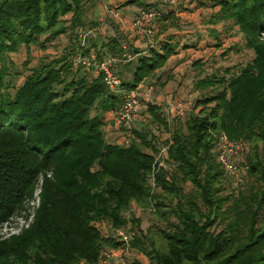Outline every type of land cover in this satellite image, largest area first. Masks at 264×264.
<instances>
[{
    "label": "trees",
    "instance_id": "16d2710c",
    "mask_svg": "<svg viewBox=\"0 0 264 264\" xmlns=\"http://www.w3.org/2000/svg\"><path fill=\"white\" fill-rule=\"evenodd\" d=\"M197 1L219 7L214 22L238 26L254 58L199 77L194 111L172 130L149 103L153 123L171 133L158 148L156 134L143 125L127 144L110 142L106 113L121 107L122 94L102 73L74 64L79 53L92 57V47L98 61L126 53L117 37L82 42L97 23L91 20L97 0H0V225L22 212L26 220L18 233L0 234V264H96L106 250L126 245L103 223L126 227L134 203L160 223L129 242L149 264H264V0ZM63 36L70 45L62 54L41 61L16 85L9 55L22 46L47 50ZM180 46L132 49L135 59L118 71L123 90L155 77ZM223 132L251 146L247 164L255 182L247 189H231L217 161ZM39 187L40 202L29 209Z\"/></svg>",
    "mask_w": 264,
    "mask_h": 264
},
{
    "label": "rangeland",
    "instance_id": "374dc122",
    "mask_svg": "<svg viewBox=\"0 0 264 264\" xmlns=\"http://www.w3.org/2000/svg\"><path fill=\"white\" fill-rule=\"evenodd\" d=\"M129 1H132V3L127 5ZM149 1L150 0H97V2L100 3V6H98V3H96V9L94 8V13L91 17V20H95L97 23H95L94 26L91 25L88 30L81 34L82 42L88 46V44H102L109 41L112 37H117L120 39L122 44H126L130 49H127L129 52L126 50V53H132L133 45L130 46V44L133 41L135 42L136 40L143 39L158 40V38L164 32H166L167 29H169V27L173 26L172 23L169 24V22H165L166 19L164 17L166 14L168 15V13L164 14L159 10H155V8L152 7L154 4H159L161 3L160 1H162L161 4L163 6H171L172 12L175 15L181 14L183 10L188 12H193L197 9L203 10V7L198 5L197 0H195L194 5H192L191 1L187 0H176V4L170 3L169 0H155L153 3ZM135 2H142L144 4V9L141 10L142 7L136 5ZM152 13H154V15H152ZM169 15H171V11H169ZM201 16H205L207 21L209 19L213 22L216 20L215 14L212 12L204 15L202 12ZM171 19H174L175 21L177 17ZM174 25V27L181 29L179 22L174 23ZM219 29L222 30L221 33H215L216 31L214 27L210 29L209 32H207L209 37L216 34H219L220 36L219 39L215 38L214 41H210L208 45L200 46L196 43L185 44L188 45V47L185 49H189L186 55V60L190 62L188 63V68L185 69L186 73L182 83L184 87L182 88L181 92H171L170 94L173 95L171 100L168 102L159 101L158 96L162 92L163 88H153L150 93V98L146 100L148 102L143 104L141 113L142 119L138 122H135L130 130L118 125L114 118V112L111 111L112 117L110 121L116 126L115 132L119 133V138L123 136L127 138V132H130V134L133 136L134 129L141 128L143 125L146 127V129H150L152 132H154V134H156L158 148H163L164 142L169 139L171 133L167 130L160 128L158 129L157 125L153 123L152 118L147 111L149 103L157 105V102H161L160 106L159 104L157 106L161 108L164 116L168 119L172 130L175 127L178 118L184 119L189 112L194 111L196 99L201 95V92L196 91L194 88V83L199 77L201 78L202 76L215 71H224L226 68H239L242 66V64L245 65L254 58V52L245 46L244 36L239 31L238 26H235L231 23H225L223 28L220 27ZM149 31H152V33ZM202 34L203 33H199V35ZM69 45L70 42L68 37L63 36L47 50H42L38 46H33L31 49L32 51L29 52L24 46H22L17 53L10 54L9 58L16 66L15 75L17 76L13 77L15 84L20 85L24 81L25 77L30 73L31 68L39 65L43 60H48L50 57L61 55L64 51L63 49ZM150 48L151 47H148L146 52H148ZM95 52V48L92 47V53L96 54ZM207 56L209 59L204 61V58H207ZM119 58H124V56ZM196 63H200V65H196ZM120 66L121 63L118 66V71L122 67ZM90 67L92 70L91 75L96 76L99 74L94 65ZM130 77L131 76L126 75L125 78L128 79ZM116 93H121L124 101V93ZM109 133L110 132L106 131L107 138ZM108 140H110V137ZM117 141L118 140L116 139L113 142ZM239 142L243 143L244 141ZM127 143L128 140L124 139L120 144ZM244 143L247 144V142ZM247 145L248 147L244 149V152L241 154V156L236 158L237 164L241 167L242 171L238 175L228 176L229 185L233 190H239L242 187L247 189L250 184L255 182L254 179L250 177L248 172L247 161L251 146L249 144ZM260 146L264 147V144H260ZM40 189V187L37 189V199L35 202H31L29 204V209L31 206L39 204ZM22 214L25 213L22 212L21 214L12 217L8 222L0 225L1 236L7 237L12 233H18L20 231L22 226H24L26 223V220L23 218ZM125 218L127 220L126 227L113 230L108 223H103L102 228L104 232L113 236H119L121 233L124 234V238L126 237L128 239V241H124L126 245L122 247H125L124 250L129 253V264H132L134 261H140L143 264H149V257L141 253L139 250L132 248V244L129 245L127 242H130L133 237L141 235L142 232L148 233L149 227L157 226V224L160 223L156 220L153 212L150 209H145L135 203L125 212ZM133 220H137L138 223H135ZM119 238L122 239L123 237ZM110 250L114 249L110 248L106 251ZM80 262L88 263L85 260H81Z\"/></svg>",
    "mask_w": 264,
    "mask_h": 264
},
{
    "label": "crops",
    "instance_id": "0c3cea01",
    "mask_svg": "<svg viewBox=\"0 0 264 264\" xmlns=\"http://www.w3.org/2000/svg\"><path fill=\"white\" fill-rule=\"evenodd\" d=\"M187 1H191L192 5L195 4V0H187ZM149 2L153 3L155 2V0H150ZM160 2L162 3V1ZM161 3L154 4L152 7L155 8V10H159L164 14L168 13V15L166 14L167 19L165 22L167 23L169 22V24L172 23L173 26L169 27V29H167V31L164 32L158 38V40L157 39L155 40H148V39L147 40L145 39L136 40L135 42L133 41L130 44V46L133 45V49L136 48L139 51L146 52L148 47L154 46L156 48H161V44L167 41H177L180 43L181 46L177 54L173 55L170 58L168 65L162 70H159L155 77L149 78L144 81L148 85H152L154 89L158 87L163 88L162 92L158 96V100L162 102L163 101L168 102L169 100H171L173 96L172 94H170L171 92L172 93L181 92L182 88L184 87L182 83H183V79L186 73L185 69L188 68V63L190 61L186 60V55L189 49H185L183 45H185L186 43H189V44L196 43V44H199L200 46L208 45L210 41H214L215 38L219 39L220 36L219 34H216V35H212L209 37L207 32H209L210 29L214 27L216 31L215 33H218V32L221 33L222 30H220L219 28L220 27L223 28L226 22H213L210 19H209L210 21L209 20L207 21V18L205 16H201L202 12H203V15L209 12L216 14L217 11L219 10V7L206 6L207 8L203 7V10L197 9V10H194L193 12H188L186 10H183L181 14L175 15L172 12L171 6L166 7V6H163ZM99 4L100 3H98V6H100ZM143 9L144 7H142L141 10ZM169 11H171V15H169ZM174 17H177L175 21L174 19H171ZM177 22L180 23L181 29L174 27L175 26L174 23H177ZM199 33H203V34L199 35ZM122 45L123 47L126 46L127 49H129L126 44H122ZM208 59L209 58L207 56V58H204V61H207ZM148 98H150V95L146 97V99L144 100V103L148 102L146 101L148 100ZM157 103L160 106L161 102H157ZM111 117H112L111 111L107 112L106 113V123L107 124L105 126V129L107 132H110L108 134V138L110 137L109 141L112 143H121V141L126 139V137L123 136L119 138V133L115 132L116 126L113 125L112 122L110 121ZM116 139L118 141L113 142Z\"/></svg>",
    "mask_w": 264,
    "mask_h": 264
},
{
    "label": "built area",
    "instance_id": "2783aa9c",
    "mask_svg": "<svg viewBox=\"0 0 264 264\" xmlns=\"http://www.w3.org/2000/svg\"><path fill=\"white\" fill-rule=\"evenodd\" d=\"M169 2L176 4V0H169ZM149 32L152 33V31ZM124 48L127 49L126 46ZM133 59H135V56L131 53H125L124 58L109 55L104 60L98 61L96 56L87 58L79 53L73 60L75 65L84 64L88 67L94 65L98 73H102L105 83L112 91L124 93L125 97L122 106L113 112L116 123L128 130L132 128L135 122L142 119L141 113L144 100L153 90L152 85H148L143 81L136 88L123 91V80L118 75V66L120 63L129 62ZM130 136V132H127L126 139L128 141L130 140ZM246 147H248L246 143L232 141L224 132L219 136V144L216 148L217 161L228 174L238 175L242 171L241 167L237 164L236 158L241 156ZM165 153L166 148L162 150L158 158L165 156ZM161 164L164 163L161 162ZM119 237H123L122 240L128 241L126 237L124 238V234L120 233ZM127 243L129 244V242ZM124 249L125 247H118L104 252L105 254H103L96 264H129V253ZM79 264L89 263L80 262Z\"/></svg>",
    "mask_w": 264,
    "mask_h": 264
}]
</instances>
